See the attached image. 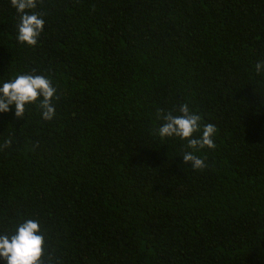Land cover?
Listing matches in <instances>:
<instances>
[{"label":"trees","instance_id":"1","mask_svg":"<svg viewBox=\"0 0 264 264\" xmlns=\"http://www.w3.org/2000/svg\"><path fill=\"white\" fill-rule=\"evenodd\" d=\"M29 11L45 21L36 45L0 0V80L46 74L56 114L0 113V233L38 220L42 264H264V0ZM185 103L216 126L203 169L155 134L157 112Z\"/></svg>","mask_w":264,"mask_h":264},{"label":"clouds","instance_id":"2","mask_svg":"<svg viewBox=\"0 0 264 264\" xmlns=\"http://www.w3.org/2000/svg\"><path fill=\"white\" fill-rule=\"evenodd\" d=\"M10 3L18 15L17 41L36 45L45 23L42 13L29 11L36 7V0H10ZM254 70L258 76L264 75V60H258ZM56 92L46 74L26 72L0 80V113L11 108L16 116H23L27 105L38 102L42 119L52 120L56 114L53 103ZM157 119L161 123L155 134L160 139L178 137L186 141V150L180 155L183 163H190L193 169L205 168L206 157L196 153L204 148H215L216 126L203 123L202 117L186 103L174 112L158 111ZM8 143L10 140L5 141L6 145ZM44 240L39 221L23 219L11 232L0 233V260L4 264H42Z\"/></svg>","mask_w":264,"mask_h":264}]
</instances>
